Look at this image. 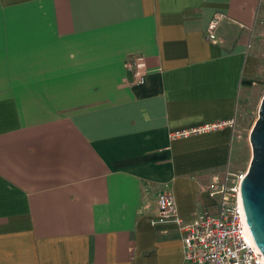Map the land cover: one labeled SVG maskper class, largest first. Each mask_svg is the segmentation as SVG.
<instances>
[{"label":"crops","instance_id":"1","mask_svg":"<svg viewBox=\"0 0 264 264\" xmlns=\"http://www.w3.org/2000/svg\"><path fill=\"white\" fill-rule=\"evenodd\" d=\"M262 2L0 0V264H183L157 196L171 192L191 220L214 210L211 177L239 171ZM216 12L228 20L214 44L204 32Z\"/></svg>","mask_w":264,"mask_h":264},{"label":"built area","instance_id":"2","mask_svg":"<svg viewBox=\"0 0 264 264\" xmlns=\"http://www.w3.org/2000/svg\"><path fill=\"white\" fill-rule=\"evenodd\" d=\"M226 20L228 17L224 13H214L207 23L205 38L214 44L219 43L217 31ZM127 64L132 74V84L142 83L147 71L143 58L129 57ZM227 124L232 125L233 120L175 130L170 133V138L208 133ZM246 171L226 168L220 175L212 176L203 190L213 199L214 210L195 214L191 220H184L177 214L171 192L158 194L156 204L160 219H172L179 226L183 264H264V254L252 238L241 200L240 183Z\"/></svg>","mask_w":264,"mask_h":264},{"label":"water","instance_id":"3","mask_svg":"<svg viewBox=\"0 0 264 264\" xmlns=\"http://www.w3.org/2000/svg\"><path fill=\"white\" fill-rule=\"evenodd\" d=\"M251 159L240 183L242 205L252 238L264 254V97L249 133Z\"/></svg>","mask_w":264,"mask_h":264},{"label":"rangeland","instance_id":"4","mask_svg":"<svg viewBox=\"0 0 264 264\" xmlns=\"http://www.w3.org/2000/svg\"><path fill=\"white\" fill-rule=\"evenodd\" d=\"M261 18L264 19V2L260 7ZM256 54L259 57V70L254 83L246 88L240 97V104L236 116V131L238 139L235 143V156L232 162V169L247 170L251 159V146L249 133L258 117V108L262 97H264V32L256 41Z\"/></svg>","mask_w":264,"mask_h":264}]
</instances>
